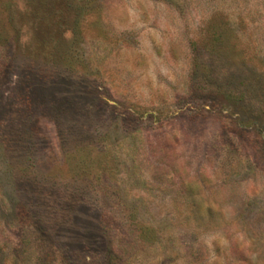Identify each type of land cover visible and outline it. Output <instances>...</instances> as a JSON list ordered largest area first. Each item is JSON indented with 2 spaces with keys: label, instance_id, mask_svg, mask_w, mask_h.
<instances>
[{
  "label": "rangeland",
  "instance_id": "1",
  "mask_svg": "<svg viewBox=\"0 0 264 264\" xmlns=\"http://www.w3.org/2000/svg\"><path fill=\"white\" fill-rule=\"evenodd\" d=\"M0 264H264V0H0Z\"/></svg>",
  "mask_w": 264,
  "mask_h": 264
}]
</instances>
